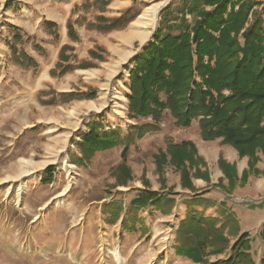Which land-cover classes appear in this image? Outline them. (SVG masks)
I'll list each match as a JSON object with an SVG mask.
<instances>
[{
	"label": "rangeland",
	"instance_id": "1",
	"mask_svg": "<svg viewBox=\"0 0 264 264\" xmlns=\"http://www.w3.org/2000/svg\"><path fill=\"white\" fill-rule=\"evenodd\" d=\"M6 1L0 0V264H200L176 254L173 248L177 227L187 212L184 200L192 192L183 188L181 172L171 163L165 165L163 184L154 157L168 143L187 140L196 144L211 176L210 183L192 177L193 183L205 197L230 208L235 205L241 232L250 233V252L255 263L261 264L264 167L259 169L258 165L264 161V154H258L256 168L260 173H251L244 186L238 183L230 191L225 179L224 187H214L224 176L218 165L223 153L208 142L211 140L202 138L198 119L190 126H178L166 110L159 130L131 142L127 164L132 179L126 185L120 184L117 174L124 144L97 151L87 165L73 162V156L80 153L77 142L93 117L104 121L106 129L122 126L127 130L131 124L152 121L151 117L128 116L130 60L152 40L160 26L162 9L172 0H132V6L122 14L128 11L126 18L133 20L123 29H114L121 30L114 35L90 24L99 15L109 19L120 15H110L107 7L87 0L82 6L76 5L68 19L74 24L77 39L64 35L60 25L64 12L58 7H34L31 0H12L13 7L8 9ZM259 1L261 9L264 0ZM155 6L154 27H142L151 32L148 39L124 41L122 35L131 32L134 22ZM46 22L56 26H47ZM15 32L23 36L18 49L32 56L37 67H23L12 60L8 41ZM64 44L74 48L67 51L72 54V64L79 66L88 61L93 67L53 75ZM91 50L104 59L93 58ZM89 90L95 91V98L66 99L62 95ZM240 162L243 170L235 164L242 174L249 168V157H240ZM49 165L56 167V173L53 183L44 185L41 179ZM144 180L152 190H173L177 203L171 212H141L145 221L143 227L138 224V232H124L122 217L115 224L106 221L104 203L116 198L126 206L139 190L145 189ZM216 210L209 207L205 215L216 217L220 224L223 218ZM179 213L184 217L178 221ZM224 234L233 242L235 235L228 231ZM228 254L229 250L212 253L206 261L226 259Z\"/></svg>",
	"mask_w": 264,
	"mask_h": 264
},
{
	"label": "trees",
	"instance_id": "2",
	"mask_svg": "<svg viewBox=\"0 0 264 264\" xmlns=\"http://www.w3.org/2000/svg\"><path fill=\"white\" fill-rule=\"evenodd\" d=\"M110 2L93 0L92 4L107 7ZM261 4L259 0H172L162 9L160 26L152 40L143 52L130 60L133 66L128 83V116L130 119L151 117L152 121L131 124L127 130L122 126L106 129L104 121L93 117L88 130L77 142L80 153L73 156V162L87 165L97 151L124 144L117 174L120 184L126 185L132 179L127 164L131 142L159 130V123L169 110L178 126H190L198 119L204 140L222 138L241 158L249 157V168L239 175L236 164L220 155L218 165L224 176L214 187H224L227 179L231 191L238 183L244 186L251 173L259 174L258 154H264V6L258 8ZM5 7L11 9L12 0H7ZM127 12L113 19L99 15L90 25L103 32L123 29L133 20L126 18ZM46 25L56 26L54 22H46ZM67 27L69 36L77 39L73 22L68 21ZM22 40L23 36L15 32L8 41L12 60L23 67H37L32 56L18 49L17 43ZM68 50L74 51V48L64 44L53 75L93 67L88 61L79 66L72 64ZM90 54L104 59L95 50ZM62 95L66 99L96 97L94 90ZM154 157L163 184L165 165L171 163L181 172L183 188L192 192L184 200L186 216L176 230L173 247L176 254L200 264H256L250 252V233L241 232L234 210L224 202L205 197L193 183L192 177L211 182L207 162L196 144L190 140L170 142ZM55 173L54 165L47 166L42 183L52 184ZM144 183L145 189L139 190L126 206L116 198L105 202L102 211L107 216L106 221L115 224L122 217L124 232H138L145 221L141 212H171L177 203L173 190L162 193L150 189L147 180ZM209 207H217V213L223 218L220 224L216 217L205 215ZM225 231L235 235L233 242L225 236ZM260 235L264 241V225ZM228 250L226 259L206 261L208 255ZM260 263L264 264V254Z\"/></svg>",
	"mask_w": 264,
	"mask_h": 264
},
{
	"label": "crops",
	"instance_id": "3",
	"mask_svg": "<svg viewBox=\"0 0 264 264\" xmlns=\"http://www.w3.org/2000/svg\"><path fill=\"white\" fill-rule=\"evenodd\" d=\"M31 1L34 4V7H41V6H44V5H51L54 8L58 7L59 9L62 10V12H64L63 13L64 15H62V16H64L63 17L64 21H63L62 24L60 23V25L62 26L61 29L64 32V35L68 34L67 21L69 19V16L72 14L73 9L76 7V5L82 6L84 3L87 2V0H31ZM132 2H133L132 0H112L110 2V4L107 6L108 10L106 12L108 14H110V15H118L119 16V15L122 14L123 10H125V9L129 8L130 6H132ZM51 19H53V21H56V20H54V18H51ZM132 29H134V27ZM120 31L121 30H112L109 33H113L112 35H114L115 33H119ZM143 31L145 32V30H143L142 28L139 29V33L142 34ZM129 33H131V32H129ZM129 33H124V35H122V39H125L124 41H126V42H131L133 39H135V37L140 38L139 35H135L133 38H129V37H127V36H129L128 35ZM68 36H69V34H68ZM208 142L212 143L214 148L218 149L217 150L218 152L223 153V155L225 157H227V159H228V161L230 163H236L238 168H239L240 165H242L241 162H240V157L238 155V151L233 146H231L229 144H224L223 141H222V138H217L215 140H211V141H208ZM196 143L198 144V142H196ZM261 162H264V161L261 160ZM261 162L258 165L259 169H262L264 167V163L262 164L263 166H261ZM241 168L243 170L244 169V165ZM239 175H241V174H239ZM229 205L231 206L233 204L229 203ZM232 208L235 211V209H234L235 205H233ZM183 217H184L183 214L179 213V215L177 216V220L179 221Z\"/></svg>",
	"mask_w": 264,
	"mask_h": 264
},
{
	"label": "bare ground",
	"instance_id": "4",
	"mask_svg": "<svg viewBox=\"0 0 264 264\" xmlns=\"http://www.w3.org/2000/svg\"><path fill=\"white\" fill-rule=\"evenodd\" d=\"M157 6H155L153 9H149L147 13L142 14L135 22H134V29L131 30V33H129L127 37L129 38H133L135 35H139L140 38L143 41H146L148 39V37L150 36L151 32L150 31H146V32H142L139 33V29H141L142 27H147V26H152L154 27L155 22H156V18H157ZM128 40V39H127Z\"/></svg>",
	"mask_w": 264,
	"mask_h": 264
}]
</instances>
